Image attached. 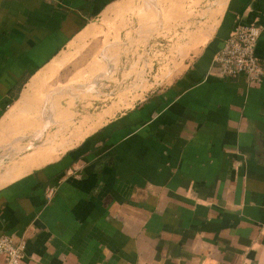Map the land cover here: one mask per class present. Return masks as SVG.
<instances>
[{"label":"crops","instance_id":"1","mask_svg":"<svg viewBox=\"0 0 264 264\" xmlns=\"http://www.w3.org/2000/svg\"><path fill=\"white\" fill-rule=\"evenodd\" d=\"M114 1L0 0V121ZM236 25L259 28L256 85L213 64ZM198 37L161 83L124 110L129 93L116 98L50 160L11 163L52 132L41 127L0 144V235L24 242L21 264H264V0H225L195 52Z\"/></svg>","mask_w":264,"mask_h":264},{"label":"rangeland","instance_id":"2","mask_svg":"<svg viewBox=\"0 0 264 264\" xmlns=\"http://www.w3.org/2000/svg\"><path fill=\"white\" fill-rule=\"evenodd\" d=\"M146 2L116 0L97 19L87 24L96 27L93 32L81 39L73 37L67 49L38 73L39 81L30 91L34 93L23 106V115L19 116L20 120L25 117V112L28 114L39 107L38 112L43 115L39 118L41 123L39 119L36 121L32 118L34 115L29 114V125L20 121L12 123V131H7L8 136L3 139L14 136L15 128L21 125L26 128L23 132L28 136L33 135L39 127L52 131L45 134L38 142L39 145L47 139L51 140L48 135L54 132L56 134V124L65 122L66 124L62 123L66 125L65 131L58 133V139L52 145L54 156L56 151L64 148L60 146V137L64 139L69 136L72 141L80 138L83 134L80 131L97 126L103 121L107 112L115 106L108 110L105 108L116 98L126 97L129 93L119 105L120 110L126 109L149 87L153 88L161 83L173 71L175 63L186 62L190 58L187 50L192 36L199 33L193 50L196 52L214 31L225 0ZM103 17L105 22L101 21ZM100 23L102 25L98 27ZM117 26L120 27L119 41L114 43ZM97 43L102 45L101 50L93 53ZM67 88L69 93L65 92ZM44 90L48 91L43 95L41 92ZM58 92L65 93L56 95ZM69 109L74 111V119ZM48 118L49 123H46ZM31 149L30 147L23 153Z\"/></svg>","mask_w":264,"mask_h":264},{"label":"built area","instance_id":"3","mask_svg":"<svg viewBox=\"0 0 264 264\" xmlns=\"http://www.w3.org/2000/svg\"><path fill=\"white\" fill-rule=\"evenodd\" d=\"M259 28L236 25L213 56V64L222 77L242 74L249 85H256L262 77V67L255 55ZM24 242L12 236L0 235L1 264H21Z\"/></svg>","mask_w":264,"mask_h":264},{"label":"bare ground","instance_id":"4","mask_svg":"<svg viewBox=\"0 0 264 264\" xmlns=\"http://www.w3.org/2000/svg\"><path fill=\"white\" fill-rule=\"evenodd\" d=\"M148 1V0H147ZM220 1V0H219ZM145 2H146V0H145ZM150 2V1H149ZM147 3V2H146ZM223 3V2H222ZM220 5H221V3H220ZM223 5H224V3H223ZM223 5H222V7H223ZM221 8V7H220ZM142 11H143V9H142ZM109 12H110V10H109ZM141 14V13H140ZM146 14V13H145ZM105 17H103V18H101V21H106L105 19H104ZM145 18H146V15H145ZM103 23V22H102ZM102 24L100 23V24H98V27H100ZM94 29H96V27L95 26H90V25H87L83 30H82V32L80 33V34H78V35H76L75 37H77V38H79V39H81V38H84V37H86L88 34H90L91 32H93L94 31ZM119 29H120V27H115V36H114V43H118V41H119V35H118V31H119ZM101 47H102V45L100 44V43H97L96 45H95V47H94V51H92L93 53H95V52H97V51H100L101 50ZM88 54H90L91 55V53L89 52ZM54 65H57V63H55ZM83 66V65H82ZM71 68H72V66H71ZM50 70V69H49ZM51 70H53V69H51ZM50 70V71H51ZM72 71V70H71ZM49 73H51V72H49ZM71 73V72H70ZM38 74V73H37ZM42 74V73H41ZM67 74H69V73H67ZM66 74V75H67ZM70 79V78H69ZM38 81H39V78L37 77V78H33L30 82H29V84L27 85V87H26V90H25V92L24 93H22V96L20 97L21 99L19 100V102H16L15 103V105H14V107L12 108V110L9 112V114L8 115H6L5 117H3L2 119H1V121H0V144H6V143H8V141H9V138L12 136H9L7 139H3L6 135H7V131H9V132H11L10 131V126L12 125V123H16L17 121L19 122H21V123H24V124H26V125H29L28 124V119H27V117L29 116V114H32V115H34V116H32V118L33 119H36V121L41 117V116H43V115H41V113H39L38 112V110H39V107H36V108H34V109H32L28 114L25 112L24 113V116L25 117H22L20 120H19V116H20V114H21V110L23 109L22 107L27 103V101H28V99H29V97L30 96H32L33 95V93L34 92H30L32 89H33V86H35L37 83H38ZM56 81V80H55ZM48 90H44V91H42L41 92V94H45L46 92H47ZM50 93V92H49ZM47 94V93H46ZM42 109V108H41ZM55 109V108H54ZM24 111V110H23ZM62 114V113H61ZM21 115H23V113L21 114ZM68 115V114H67ZM70 116V115H69ZM73 117V116H72ZM60 118V117H59ZM65 118H68V117H65ZM71 118V117H70ZM69 118V119H70ZM41 119H43V118H41ZM64 119V118H63ZM31 120V119H30ZM34 121V120H33ZM39 122H40V119L38 120ZM39 122H37V123H39ZM30 123V122H29ZM36 123V122H35ZM41 123V122H40ZM62 123H65V122H62ZM56 124L57 125V131H56V134H55V132H54V134H52V135H48V136H51V140H49V139H47V140H45V141H43V142H41V144H39V145H37V146H34V147H31L32 149L30 150V151H26V152H21L23 155H22V157L20 158H14V159H12L11 160V163L12 164H14V166H20L19 164H21L23 161H27V162H24L25 164H23V165H25V167H23L22 168V170L25 172L26 170H28L30 167H31V162H32V160H34L36 157H40V159L44 162V161H46L47 159H49L50 158V156H51V151L53 150V143H54V141H56L57 139H58V133L59 132H62V131H65V129H66V123L65 124ZM68 125H70V123H67ZM55 125V126H56ZM23 128H22V127ZM21 126H19L16 130H14L15 132H14V136H18V135H16V134H20V139L22 138V137H26V135H25V132H23V130H26V128H24V125H21ZM32 126V125H31ZM82 126V125H81ZM16 127V126H15ZM14 127V128H15ZM13 128V129H14ZM70 128V127H69ZM69 128H68V130H69ZM41 129H42V127H41ZM28 130V129H27ZM32 131V130H31ZM28 132V131H27ZM31 133V132H30ZM29 133V134H30ZM33 134V133H32ZM50 134V133H49ZM63 134V133H62ZM75 135H78V134H75ZM8 136V135H7ZM19 138H17L18 140H19ZM50 138V137H49ZM71 138V137H70ZM12 138H10V140H11ZM60 139V141L62 142V140H63V137H60L59 138ZM16 142L15 143H12L10 146V151H11V153H14L13 155H15L16 153H18L21 149H22V146L20 145H18L19 144V141H17V140H15ZM23 141V140H22ZM71 142V141H70ZM10 143V142H9ZM39 143H40V141H39ZM32 145V144H31ZM9 146V145H8ZM63 146H65V145H63ZM3 149H5V148H3ZM26 149H28V148H26ZM25 150V149H24ZM20 154H18V155H16V157L17 156H19ZM16 164H18V165H16ZM14 166H12V167H14ZM12 167H10V166H7V167H4V171H7V170H9L10 168H12ZM0 175H1V173H0ZM18 175V173H15V175H13L12 177H16ZM11 177H9L8 179H10ZM8 179H5L4 181H3V178L1 179L2 180V182H7L6 180H8ZM1 184V183H0Z\"/></svg>","mask_w":264,"mask_h":264},{"label":"water","instance_id":"5","mask_svg":"<svg viewBox=\"0 0 264 264\" xmlns=\"http://www.w3.org/2000/svg\"><path fill=\"white\" fill-rule=\"evenodd\" d=\"M42 131L37 134V137H40L42 135ZM7 152L9 151L7 150ZM7 155H3L2 152L0 153V165H2L8 159Z\"/></svg>","mask_w":264,"mask_h":264}]
</instances>
